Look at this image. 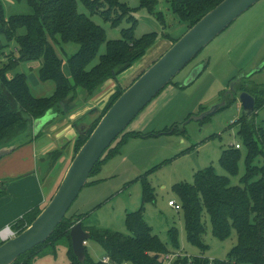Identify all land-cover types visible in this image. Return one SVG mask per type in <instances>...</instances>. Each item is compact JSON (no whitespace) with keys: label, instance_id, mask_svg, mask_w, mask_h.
Returning <instances> with one entry per match:
<instances>
[{"label":"trees","instance_id":"obj_1","mask_svg":"<svg viewBox=\"0 0 264 264\" xmlns=\"http://www.w3.org/2000/svg\"><path fill=\"white\" fill-rule=\"evenodd\" d=\"M13 1L25 2L31 12L6 16L4 4L0 0V147L16 145L19 149L32 143L42 135L41 132L33 135L34 121L49 112L63 118L67 113L85 107L100 93L105 83L111 80L116 84L115 90L99 116L74 140L72 150L75 155L102 116L124 92L117 84L118 76L146 54L154 45L157 34L151 32L136 38L134 27L137 20L130 14L134 10L120 0H79L89 16L79 11L77 0ZM161 1L169 4L173 15L181 23H187L189 29L223 0H138L139 9L154 15L162 25L164 16L161 12H156ZM94 15L100 16L112 27L119 26L123 20L130 27L120 31V39L107 40L105 30L92 21L90 16ZM165 38L172 44L179 39H172L170 36ZM61 44L78 46L76 53L66 57L70 78L63 73V60L54 47H60ZM102 45H105V53L98 56L94 66L88 68L96 59ZM6 50H9L10 57L7 62H3L1 59ZM14 52L17 57L13 55ZM35 61H40L39 80L54 83V91L49 97L33 96L24 73L15 72L13 77H8L19 63ZM80 92V101L74 105ZM254 100L256 111L264 102V91ZM229 104L230 101L227 107ZM236 124L241 146L246 151L245 173L241 178V185L232 186L227 177L217 175L212 167H208L194 174L192 184L180 183L173 188L181 201L185 231L191 244L206 248L201 241L205 233L203 216L206 214L214 237L224 240L235 230L236 245L226 260L208 263L209 260L197 257L189 262L185 258H177L173 264H264V120L258 122L254 113L249 116L243 113L242 119ZM176 130L177 132L165 131L148 135L123 131L96 163L85 187L91 185L90 178L99 172L102 165L120 153L122 145L128 139L171 133L183 135L185 132L184 127ZM21 134H25L24 138L19 137ZM241 146L239 145V149L234 147L224 150L220 156L221 167L230 175L237 172ZM66 147L62 146L42 157L39 160L40 167L47 166L46 173H50L65 154ZM3 186L4 182L0 181V196L4 194ZM151 199L145 182L143 202ZM41 210L35 207L25 213L13 223L12 230L17 235L22 233ZM142 213L140 208L126 214L125 226L129 232L127 236L107 229L86 228L83 226L85 215L67 218L66 214L44 243L21 255L13 264H32L45 248L54 246L62 238L69 242L70 264H102L101 261L93 262L86 249L83 261H78L74 256L69 231L77 222L82 223L83 230L90 235L89 240H93L103 249L111 264H163V257L170 252L144 222ZM169 236L176 245V230H170Z\"/></svg>","mask_w":264,"mask_h":264},{"label":"rangeland","instance_id":"obj_2","mask_svg":"<svg viewBox=\"0 0 264 264\" xmlns=\"http://www.w3.org/2000/svg\"><path fill=\"white\" fill-rule=\"evenodd\" d=\"M77 1L80 6L79 11L89 16L80 1ZM120 1L134 10L130 14L137 20L134 27L136 38L151 32L157 34L154 45L146 54L118 76L117 84L121 90H125L130 82L132 84L170 48L169 40L165 37L179 38L187 31L189 25L181 23L165 1H161L156 7V12L163 14L165 25H161L154 15L139 9L138 0ZM2 2L6 16L31 12L25 2L16 3L13 0H2ZM90 17L105 30L107 40L120 39V31L130 27L126 20L120 22L119 26L112 27L98 15ZM54 47L63 60V73L70 78L66 57L76 53L78 46L61 44L60 47ZM9 53V50L5 51L1 59L4 60L3 62H7ZM104 53L105 45H102L96 59L88 68L94 66L98 56ZM13 55L17 57V53L14 52ZM260 66L262 67L258 70ZM39 67L40 61L19 63L8 77H13L15 72L24 73L33 96L49 97L55 86L52 82L39 80ZM231 84H234L233 89L236 94L233 99H230L229 95L226 97V101H230L228 107L202 121L193 120L186 123L191 116H197L210 106L219 103ZM108 86L111 84H106L103 90L107 91ZM115 86L114 83V90ZM111 89L96 103L99 107L107 103ZM263 91L264 0H261L208 44L126 128L129 132L148 135L165 131L177 132L175 129H182L179 126H183L184 134L171 133L161 134L158 137L128 139L122 145L120 153L108 160L101 166L99 172L90 178L91 185L84 187L80 192L69 209L67 218L85 215L84 227L107 229L127 236L129 232L125 226L126 214L142 208L144 222L166 245L171 254H179L178 260L185 258L189 262L197 257L212 263V261L228 259L229 252L237 242L235 230L231 231L227 239H217L213 235L208 216L204 214L205 233L201 241L206 248L191 244L185 231L181 201L173 188L180 183L192 184L194 174L208 167H212L217 175L227 177L232 186L241 185V178L245 173L246 151L237 135L236 123L243 116L238 98L240 93L246 92L255 99ZM81 95L80 92L74 105L79 103ZM93 106H95L94 102L91 107L96 108ZM254 114L258 122L264 120V102ZM98 116V114L94 115L93 120ZM24 136L25 134H21L19 137L24 138ZM66 141L64 140L63 144ZM56 144L57 147L61 146L58 142ZM235 145L241 146V157L237 172L230 175L221 167L219 159L224 150L234 148ZM70 146L69 144L66 147L65 160L57 169L55 165L50 173H46L47 166L40 167L42 175L40 182L42 181L47 189L51 185L48 189L52 190L51 197L76 155ZM145 182L152 196L151 201L148 202H143ZM169 201L175 202L179 210L168 206ZM172 229L177 232L176 245L171 242L169 236V231ZM84 246L93 262H99L105 257L103 249L93 240H87ZM32 264H70L68 240L62 238L54 246L45 248Z\"/></svg>","mask_w":264,"mask_h":264},{"label":"water","instance_id":"obj_3","mask_svg":"<svg viewBox=\"0 0 264 264\" xmlns=\"http://www.w3.org/2000/svg\"><path fill=\"white\" fill-rule=\"evenodd\" d=\"M260 1L223 0L189 28L124 90L73 157L56 191L39 215L22 233L2 242L0 264H13L21 255L44 243L51 236L85 187L94 166L112 142L208 44ZM197 74L199 75V70ZM233 85L229 86L226 95L219 103L210 106L197 116H191L186 123L193 120L202 121L226 108L228 104L226 97L229 95L230 99H233L236 94ZM238 100L245 115L249 116L255 112V100L250 94L242 92ZM43 121L44 117L34 121L35 128L42 126ZM16 149V145L0 147V160ZM69 236L74 256L78 261H83L84 244L90 239V235L83 230L82 223L77 222L71 227Z\"/></svg>","mask_w":264,"mask_h":264},{"label":"crops","instance_id":"obj_4","mask_svg":"<svg viewBox=\"0 0 264 264\" xmlns=\"http://www.w3.org/2000/svg\"><path fill=\"white\" fill-rule=\"evenodd\" d=\"M171 45L172 43L169 41V46ZM106 84H111V86H108L107 91H104ZM105 85L100 93L91 99L85 107L76 109L63 118L57 117L54 112H50L48 116L44 117L43 125L38 128H35L33 123V135L36 136L40 132L42 135L32 141V143L16 149L13 153L0 160V181L4 182V194L0 196V230L6 226L12 227L13 223L25 213L35 207L43 209L49 202L52 190L48 189L51 185L47 189L43 186V182H40L42 175L39 160L49 152L62 146L66 145L68 147L70 144V147H72L78 134L86 131L93 120L92 117L99 115L107 104L99 107L96 103L111 88L112 91L108 93L107 102L113 94L114 82L109 80ZM93 102L95 103L93 107H96L94 109L91 107ZM87 107L88 110H86ZM92 111L94 112L92 113ZM64 140H67L66 144H63ZM57 142L61 146L57 147ZM66 155L67 152L57 162L56 169L65 160L64 157Z\"/></svg>","mask_w":264,"mask_h":264},{"label":"built area","instance_id":"obj_5","mask_svg":"<svg viewBox=\"0 0 264 264\" xmlns=\"http://www.w3.org/2000/svg\"><path fill=\"white\" fill-rule=\"evenodd\" d=\"M235 148L239 149V145H235ZM168 206L175 208L176 210H179V207L173 201H169ZM16 235L17 234L12 230L11 227L6 226L0 230V242H5L11 238H14ZM178 257H179L178 253H173V254L169 253L163 257L162 262L163 264H173L174 260L177 259ZM101 263L111 264L110 259L106 256L103 257V259H101ZM122 264H128V263H122Z\"/></svg>","mask_w":264,"mask_h":264}]
</instances>
